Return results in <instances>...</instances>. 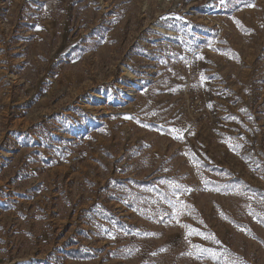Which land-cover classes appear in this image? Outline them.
<instances>
[{
    "label": "rangeland",
    "instance_id": "374dc122",
    "mask_svg": "<svg viewBox=\"0 0 264 264\" xmlns=\"http://www.w3.org/2000/svg\"><path fill=\"white\" fill-rule=\"evenodd\" d=\"M0 264H264V0H0Z\"/></svg>",
    "mask_w": 264,
    "mask_h": 264
},
{
    "label": "snow or ice",
    "instance_id": "6c2138e0",
    "mask_svg": "<svg viewBox=\"0 0 264 264\" xmlns=\"http://www.w3.org/2000/svg\"><path fill=\"white\" fill-rule=\"evenodd\" d=\"M177 138H179V137H177ZM204 251H208L207 249H205Z\"/></svg>",
    "mask_w": 264,
    "mask_h": 264
}]
</instances>
